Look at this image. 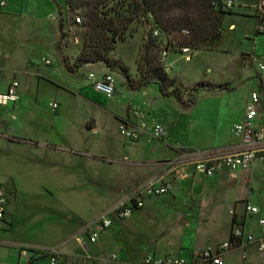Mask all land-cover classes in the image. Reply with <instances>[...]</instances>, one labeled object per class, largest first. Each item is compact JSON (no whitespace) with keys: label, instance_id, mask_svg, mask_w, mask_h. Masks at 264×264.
<instances>
[{"label":"crops","instance_id":"0c3cea01","mask_svg":"<svg viewBox=\"0 0 264 264\" xmlns=\"http://www.w3.org/2000/svg\"><path fill=\"white\" fill-rule=\"evenodd\" d=\"M54 20L57 22V18ZM58 36L59 32L55 37L56 44ZM142 43L143 37L132 53L133 67L126 65L115 53H111V57L123 63L133 73ZM57 49L62 62L63 57L68 56L69 63H73L76 56L70 57L62 44ZM171 64L167 63V67ZM50 65L51 62L48 66ZM81 68L96 69L88 71V74L94 73L97 76L109 72L102 63L88 64ZM168 69L167 74L170 76L172 70ZM45 78L51 80L50 75ZM114 81L116 95L110 98L95 92L88 80L78 89L58 84L59 111L50 120L40 118L32 104L21 101L27 89L21 90L20 85L16 90L17 101L0 108L2 166L8 155V148L16 147L27 160L30 158L33 172L42 184L40 189L45 190L43 195L54 198L59 191L55 193L53 190L58 189L64 192L86 189L91 194L97 191L100 195V207L91 219L84 221L75 231L57 236L52 230L53 234L46 236L43 234L45 232L39 234L25 223L17 192L18 178L12 173L8 174L9 226L0 234V264H25L22 251L41 252L52 249L61 254L64 264H106L108 262L105 260H113L112 255L108 256L105 252L108 243L112 244L116 252L113 253L116 256L114 260L118 258L130 264H140L145 255L159 258L172 255L188 260L196 250L214 248L226 242L233 228L234 214L238 216L234 225L243 223L245 228L249 227L253 233L259 234L254 220L246 217L242 209L244 202L255 204L250 203L247 198L237 199L232 207L226 202L215 203L211 190L215 185L213 179L221 178L223 184L231 186L238 180L250 179L249 173L255 166L264 170L261 164L255 162L249 170H239L234 176L226 170H220L213 177L204 178L193 174L192 162L186 158L187 153L192 151L200 158L202 154L229 152L237 148L238 140L232 135V126L241 121L249 95L238 122L229 126L223 134L215 135L212 145L199 146L190 141H179V113L190 114L196 105L187 109L181 107L179 111V102L173 97L161 95L156 84L132 90L117 73ZM145 89L148 91L142 93ZM121 93L128 102L123 114L117 112L114 104ZM70 104L73 107L72 117L68 115ZM82 109L94 112L101 110L110 116L108 123L104 122L107 125L105 131L110 135L100 139L101 149L98 152L90 151L88 139H95L99 136V130L104 132L105 128L98 122L99 118H86L87 113L85 118L77 119L76 113ZM6 118L13 122L14 127L7 124ZM123 122L129 126L144 127L145 132L137 142L129 143L122 136V140H119L116 132L118 133ZM154 125H161L166 129L164 138H152L151 128ZM168 162H178L187 177L170 182L169 192L164 196L145 198L144 206L134 211L130 218L115 221L109 230L98 236L95 243H89L86 239L88 228L99 215L119 203L127 202L134 190L160 178L166 181L169 178L166 166ZM0 182L2 183L1 180ZM237 202L240 203L238 209ZM255 206L261 209L260 206ZM262 214L264 215L263 210ZM78 237L83 238L86 247L76 242ZM34 264L49 263L47 258H41Z\"/></svg>","mask_w":264,"mask_h":264},{"label":"rangeland","instance_id":"374dc122","mask_svg":"<svg viewBox=\"0 0 264 264\" xmlns=\"http://www.w3.org/2000/svg\"><path fill=\"white\" fill-rule=\"evenodd\" d=\"M5 1L6 6L0 8V94L6 92L9 84L16 78L20 89H27L21 101L32 104L40 118L50 120L58 115L59 111L57 85L78 89L87 83L88 71H96L81 68L71 73L66 69L56 47L58 27L54 18L58 20L60 7L63 14L65 10H69L70 17L78 15L82 22L86 4L89 5L93 0ZM231 1L233 2L231 14L223 16L220 20L219 30L223 41L216 50H189L183 53L176 47L167 45L165 35L161 39V47L166 48L164 50L168 52L167 57L169 55L162 63L165 69L172 70L169 73L170 77L178 79L174 78L175 84L179 86L181 105L189 107L196 105L190 114L179 113L181 123L179 141L186 140L199 146L212 145L215 135L223 134L222 132L229 126L238 122L246 97L252 90L264 97V73L258 70V64H264V34H256L255 19L252 16L256 0ZM127 3V0H109L108 6L114 5L113 8L120 11V8H126L123 6H127ZM148 28L143 26L140 20L133 21L125 30L126 40L116 43L113 53L120 56L126 65L133 67L132 53L140 44L142 37L144 40ZM64 33L66 37L62 45L66 48L65 52L74 58L81 49L84 29L76 26L71 32L64 29ZM73 36L76 37L77 43L73 41ZM42 59L49 60L51 65L44 66L41 63ZM63 59L70 64L68 56H64ZM167 63L172 64L167 67ZM128 72L131 79L138 78L136 70L131 73L132 70L128 68ZM108 73L113 77H116V73L119 74L115 70H109ZM48 75L51 76L50 81L45 78ZM147 91L145 89L142 93ZM55 103L58 108L53 110L51 106ZM127 103V98L121 93L114 102L119 114L127 110ZM181 105L179 104V111ZM69 110L68 115L72 117L71 104ZM85 113L88 119L99 118L98 122L105 128L104 132L99 130V136L95 139L93 137L88 139L90 151L98 152L101 149L100 139L110 135L105 131L110 116L105 111L82 109L81 112L77 111L76 118H85ZM6 121L8 125L14 127L9 118H6ZM117 131L116 134L121 141L119 129ZM8 151L3 166L0 162V180L10 189L7 175L12 173L18 178L16 185L20 196V210L25 223L32 230L39 234L45 232L43 234L46 236L52 235L53 230L58 236L75 231L80 224L97 213L100 207V195L97 191L94 190L95 193L91 194L86 189H74L69 192L58 189L53 190L55 193L59 191L55 194V199L45 196L43 195L45 190L40 189L42 184L33 172L30 158L27 160L16 147L8 148ZM186 158L194 162L199 155L192 151L187 153ZM105 166L108 164L105 163ZM249 174L250 179L238 180L231 186L223 184L221 178L213 179L215 185L211 191L215 203L226 202L232 207L237 199L247 198L250 203L260 206L264 211V170L255 166ZM238 205L237 209L240 208V203ZM234 220L238 221L235 214ZM41 235L39 236L42 237ZM113 249L112 244L108 243L106 254L114 255L116 252ZM105 261L108 262L106 264H130L118 258ZM225 263L264 264V255H259L254 248H250L245 259H242L240 249L231 250L225 255Z\"/></svg>","mask_w":264,"mask_h":264},{"label":"built area","instance_id":"2783aa9c","mask_svg":"<svg viewBox=\"0 0 264 264\" xmlns=\"http://www.w3.org/2000/svg\"><path fill=\"white\" fill-rule=\"evenodd\" d=\"M224 9H231L233 2L231 0L222 1ZM6 6L5 0H0V8ZM253 18L255 19L256 34H264V0H256L253 6ZM81 22L78 15H75L71 20H64L67 32H71L77 24ZM152 36L161 39L163 35L158 28L152 29ZM164 39V38H163ZM73 41L77 43L76 37ZM183 53L189 52L188 49H182ZM168 52L163 50L160 53L161 61H165ZM41 63L48 66L50 61L42 59ZM166 70H168L166 68ZM258 70L264 73V64H258ZM87 80L93 90L104 97L110 98L115 93L114 77L105 73L97 76L94 73L87 75ZM18 80L15 78L9 84L6 92L0 94V108H4L10 102H15L18 99L17 88ZM51 108L57 109L58 105L52 104ZM144 127L129 126L126 123L121 124L119 133L129 143L137 142L144 134ZM232 135L238 140V146L229 152H210L202 154L200 158L191 163V170L194 175H199L204 178L213 177L220 170L228 171L232 176L234 173L242 170L247 171L255 163L261 164L264 168V97L252 90L249 93L246 109L240 122L232 126ZM151 136L156 140H160L166 136V129L161 125H154L151 128ZM169 171V178L164 181L151 182L137 190H134L128 198L127 202L119 203L115 207L102 212L97 220L88 228L86 239L89 243L96 242L98 236L109 230L115 221L126 220L131 217L134 211L141 209L144 206L145 198H156L164 196L169 192L170 182L176 179H184L187 173L183 172L178 162H168L166 164ZM8 205V188L0 182V234L8 228L9 219L7 215ZM244 215L255 222V226L259 230V234L253 233L248 227L245 228L243 223L237 224L232 228L231 237L224 243L217 245L214 248L196 250L191 254V257L186 260L180 257L167 255L159 258L153 255H145L140 264H225V255L231 250L240 249L242 251V259L247 256V251L254 248L256 253L264 255V215L262 210L247 202L242 204ZM76 242L86 247L82 237L75 239ZM25 257V264H34L41 258H47L49 264H64L65 261L61 254L56 250L46 251H22ZM116 256L112 255L111 259Z\"/></svg>","mask_w":264,"mask_h":264},{"label":"trees","instance_id":"16d2710c","mask_svg":"<svg viewBox=\"0 0 264 264\" xmlns=\"http://www.w3.org/2000/svg\"><path fill=\"white\" fill-rule=\"evenodd\" d=\"M127 1V6H123L126 8H120L121 12L116 11L114 5L109 7V0H93L89 5L86 4L84 19L76 25L84 29L83 43L72 64L63 59L66 69L72 73L85 65L102 63L109 70H115L123 76L132 90L156 84L161 95L173 97L181 105L179 86L175 84V79L167 74L160 58V52L166 48L161 47L159 39L152 36V29L158 28L161 34L165 35L167 45L181 51L182 49L213 51L223 41L219 30L220 20L223 16L231 14V11L224 9L221 0ZM65 11L63 14L61 8L58 9L57 47L66 37L64 29L67 27L64 20H71L74 17H70L69 10ZM138 20L149 28L135 62L138 78L131 79L128 67L118 60H113L111 53L114 52L117 42L126 40L127 26ZM182 107L187 109L189 105L183 104Z\"/></svg>","mask_w":264,"mask_h":264},{"label":"water","instance_id":"95a60500","mask_svg":"<svg viewBox=\"0 0 264 264\" xmlns=\"http://www.w3.org/2000/svg\"><path fill=\"white\" fill-rule=\"evenodd\" d=\"M114 95H116V94L114 93Z\"/></svg>","mask_w":264,"mask_h":264}]
</instances>
